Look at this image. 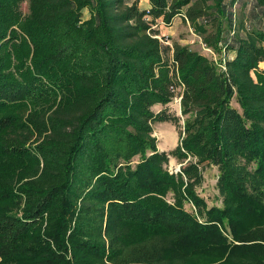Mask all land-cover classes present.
Listing matches in <instances>:
<instances>
[{
	"label": "trees",
	"instance_id": "16d2710c",
	"mask_svg": "<svg viewBox=\"0 0 264 264\" xmlns=\"http://www.w3.org/2000/svg\"><path fill=\"white\" fill-rule=\"evenodd\" d=\"M254 1L247 20L244 0H0V264H264ZM177 18L225 69L162 43ZM179 97L168 154L154 124L180 117L153 108ZM171 155L192 161L172 174ZM210 166L221 207L197 190Z\"/></svg>",
	"mask_w": 264,
	"mask_h": 264
},
{
	"label": "rangeland",
	"instance_id": "374dc122",
	"mask_svg": "<svg viewBox=\"0 0 264 264\" xmlns=\"http://www.w3.org/2000/svg\"><path fill=\"white\" fill-rule=\"evenodd\" d=\"M254 0H244V3L242 4L243 7L239 9V14L243 15L245 18H250L251 16V8L254 6ZM240 7V6H239ZM22 11L24 14H27V5L24 4L22 6ZM174 32L168 33L166 28L163 29V36L170 37V44L173 42L180 41L181 43L185 42L187 45H190L196 50H201L200 43L198 42L197 36H194L192 32L193 30L190 29V27L182 20H179L177 26L175 27ZM191 31V32H190ZM195 34V33H194ZM193 40H196L195 43H192ZM168 48L164 47V57L168 60L171 59L172 53L170 51L169 46ZM169 110L171 115L174 117L179 118V122L173 124L169 122L165 123H156L154 124V131L153 136L156 138L158 142V149L161 152H166L170 154L173 150H175L181 143V137L184 135V117L182 115L181 110V102L178 100H174L166 107H161V110ZM138 158H136V162H138ZM192 159H188L185 162L179 161L174 156H170V162L168 164V169H170V172L173 174L181 173V167L185 166L189 162H191ZM219 171L218 168L214 166L206 167L203 169V184L198 187V192L201 194L203 198L206 199L208 206L211 208V206H220L222 205V199L219 197V191L217 187V181H218ZM186 209L188 211H195V209L192 207V205L187 204Z\"/></svg>",
	"mask_w": 264,
	"mask_h": 264
},
{
	"label": "built area",
	"instance_id": "2783aa9c",
	"mask_svg": "<svg viewBox=\"0 0 264 264\" xmlns=\"http://www.w3.org/2000/svg\"><path fill=\"white\" fill-rule=\"evenodd\" d=\"M192 33L194 36H197L196 34H194V32H192ZM197 38H198V42L200 43L201 50H203V52H205L206 54H209L216 61V63H218V65H220L221 68L223 67L225 69L226 68L225 59H222V60L218 59L215 52L212 49L206 47L205 44L202 42V39L199 36H197ZM160 40L165 45L170 44V37H168V36H162ZM195 41L196 40H193L192 43H195ZM175 100H178L179 102H181V97L175 98Z\"/></svg>",
	"mask_w": 264,
	"mask_h": 264
},
{
	"label": "crops",
	"instance_id": "0c3cea01",
	"mask_svg": "<svg viewBox=\"0 0 264 264\" xmlns=\"http://www.w3.org/2000/svg\"><path fill=\"white\" fill-rule=\"evenodd\" d=\"M139 7L142 8V9H144V10L150 9L151 7H150L149 0H139ZM179 20H180L179 18L175 19V20L173 21L174 24H173L172 26H170V27L165 26L163 23L160 24L161 35H164V33H163V29H164V28H166V30H167L168 33H171V34H172V33L174 32L173 30H175V27L177 26ZM183 44H187V43L183 42ZM233 57H234V53H230V54H229V58L232 59ZM261 67L264 68V63L261 65ZM161 107H162V106L157 105V106H155L153 109H154L156 112H158V111H160V108H161Z\"/></svg>",
	"mask_w": 264,
	"mask_h": 264
}]
</instances>
